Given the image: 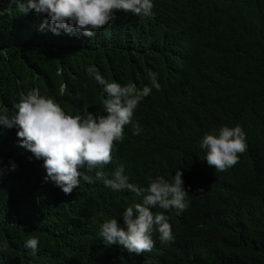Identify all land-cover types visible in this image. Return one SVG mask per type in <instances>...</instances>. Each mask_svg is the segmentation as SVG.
Returning a JSON list of instances; mask_svg holds the SVG:
<instances>
[{
	"label": "trees",
	"instance_id": "1",
	"mask_svg": "<svg viewBox=\"0 0 264 264\" xmlns=\"http://www.w3.org/2000/svg\"><path fill=\"white\" fill-rule=\"evenodd\" d=\"M151 16L116 12L92 38L39 30L45 15L0 0V110L38 88L68 114L104 115L109 81L151 89L135 110L142 131L124 127L109 164L65 195L45 182L43 160L19 147L18 129L0 125V264H264V0H153ZM156 74L155 87L151 74ZM239 125L246 150L223 172L209 167L205 132ZM15 164V170H10ZM123 166L128 182L171 181L182 173L187 208H152L174 239L140 255L106 246L100 225L141 203L95 176ZM82 173L85 168L78 169ZM203 189V191H197ZM39 240L35 254L25 247Z\"/></svg>",
	"mask_w": 264,
	"mask_h": 264
},
{
	"label": "clouds",
	"instance_id": "2",
	"mask_svg": "<svg viewBox=\"0 0 264 264\" xmlns=\"http://www.w3.org/2000/svg\"><path fill=\"white\" fill-rule=\"evenodd\" d=\"M18 10L27 14L46 16L39 30L45 28L53 35L61 32L70 36L78 33L92 38L101 28L115 19L116 12L132 13L145 17L152 15L153 0H10ZM88 74L96 83L103 86L106 98L102 99L104 115L87 112L72 115L52 98L42 95L38 88L22 94L13 106L11 114L4 108L0 110V125L18 129L19 147L32 153L37 160H43L46 171L45 182H52L65 195L71 194L79 186L80 179L91 182L86 172L111 162V152L115 142L124 139V127L132 125L134 135L142 131L133 116L140 101L147 97L151 89L147 86L138 89L134 83L121 85L104 79L99 71L90 66ZM153 84L156 74H151ZM205 150V161L215 171L223 172L239 162V155L246 150V135L236 125L221 126L205 132L199 143ZM13 164L10 170H15ZM85 168V172L78 169ZM121 165L105 177L103 171L95 176L103 179L104 185L112 190H128L142 198L141 203H133L121 213L123 227L117 219L111 218L100 225L99 236L106 246L119 245L128 253L140 255L149 252L154 246L153 233L159 234L161 243L171 242L174 237L167 217L161 213L153 214L152 208L175 209L177 215L187 208L188 192L182 187V173L176 171L171 181L163 176L149 177L145 187L128 182ZM203 191V189H197ZM39 240L30 237L25 247L35 254Z\"/></svg>",
	"mask_w": 264,
	"mask_h": 264
}]
</instances>
